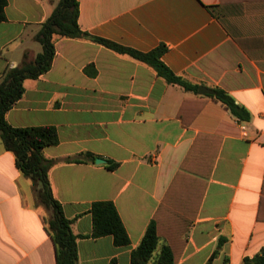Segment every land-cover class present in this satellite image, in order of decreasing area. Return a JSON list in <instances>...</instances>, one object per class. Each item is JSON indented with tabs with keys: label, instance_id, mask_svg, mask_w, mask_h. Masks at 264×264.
<instances>
[{
	"label": "crops",
	"instance_id": "1",
	"mask_svg": "<svg viewBox=\"0 0 264 264\" xmlns=\"http://www.w3.org/2000/svg\"><path fill=\"white\" fill-rule=\"evenodd\" d=\"M78 1L84 31L141 52L164 44L162 61L198 87L168 83L146 63L94 41L62 37H55L50 70L25 80L7 121L57 128L59 143L43 152L55 161L52 193L72 220L78 264H131L163 202L165 214L189 191L192 206L203 194L177 264H244L261 254L264 0ZM58 2L7 0L0 78L26 52H41L35 35ZM202 86L225 90L246 110V119L211 94H200ZM108 161L118 166L109 169ZM183 165L194 178L178 177L167 197ZM96 201L115 204L128 245L117 246L112 235L93 237ZM50 211L0 141V264H56Z\"/></svg>",
	"mask_w": 264,
	"mask_h": 264
},
{
	"label": "trees",
	"instance_id": "2",
	"mask_svg": "<svg viewBox=\"0 0 264 264\" xmlns=\"http://www.w3.org/2000/svg\"><path fill=\"white\" fill-rule=\"evenodd\" d=\"M6 5L7 0H0V21L6 19ZM211 11L215 15H219L213 7H211ZM55 37L94 41L119 54L128 55L146 63L168 83L178 84L185 89L196 92L198 87L176 75L162 61V56L167 50L164 44L150 52H141L84 31L79 25L78 0H59L51 15L43 23L41 29L35 35V39L43 46L42 52L34 57L26 52L20 65L5 69L0 78V137L6 150L15 155L18 168L33 181L40 201L52 211V215L48 220V229L55 244L56 264H78L77 235L72 230V220L66 217L62 205L54 198L52 193L49 173L55 161L47 158L43 152L45 147L59 143L57 128L51 125L15 127L7 121L8 111L22 98L25 92V80L37 79L50 70L56 50ZM214 91V94L209 96L223 103L240 119H246V110L237 104L231 95L221 88H215ZM179 115H181V112ZM190 122L191 120H184L183 123L188 125ZM91 156L95 158L93 155ZM117 166L118 163L108 161L109 169H115ZM184 170L183 165L182 169L176 174L167 192V197L170 195V189L178 177L183 175L194 178ZM197 178V180H203ZM202 194L203 192L199 195L195 206H192L193 194L190 191L185 193L186 201H179V206L169 205L165 210V214L163 213L165 205L163 202V205L150 222L142 241L133 250L131 264H148L151 261L154 262L153 264H177L187 243L184 235L195 218ZM91 213L93 216V237L99 238L112 235L117 246H125L130 243L127 230L112 201L94 202ZM159 248L160 253L157 252ZM244 264H264V249L261 254L253 258H245Z\"/></svg>",
	"mask_w": 264,
	"mask_h": 264
},
{
	"label": "water",
	"instance_id": "3",
	"mask_svg": "<svg viewBox=\"0 0 264 264\" xmlns=\"http://www.w3.org/2000/svg\"><path fill=\"white\" fill-rule=\"evenodd\" d=\"M199 92H200V94H214L215 91L202 86L199 88ZM105 162H106V160H104L102 158L96 159V163H98V164L99 163H105Z\"/></svg>",
	"mask_w": 264,
	"mask_h": 264
},
{
	"label": "rangeland",
	"instance_id": "4",
	"mask_svg": "<svg viewBox=\"0 0 264 264\" xmlns=\"http://www.w3.org/2000/svg\"><path fill=\"white\" fill-rule=\"evenodd\" d=\"M35 45H37V44H35ZM36 47H38V48L40 47V51L41 52L43 51V46L41 43H38V45ZM0 141H2L1 137H0ZM49 213L51 214V211Z\"/></svg>",
	"mask_w": 264,
	"mask_h": 264
},
{
	"label": "built area",
	"instance_id": "5",
	"mask_svg": "<svg viewBox=\"0 0 264 264\" xmlns=\"http://www.w3.org/2000/svg\"><path fill=\"white\" fill-rule=\"evenodd\" d=\"M243 129H245V126H243Z\"/></svg>",
	"mask_w": 264,
	"mask_h": 264
}]
</instances>
